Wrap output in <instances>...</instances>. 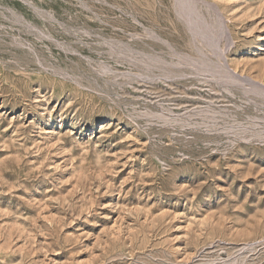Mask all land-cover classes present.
I'll list each match as a JSON object with an SVG mask.
<instances>
[{"label": "rangeland", "instance_id": "obj_1", "mask_svg": "<svg viewBox=\"0 0 264 264\" xmlns=\"http://www.w3.org/2000/svg\"><path fill=\"white\" fill-rule=\"evenodd\" d=\"M178 1L0 0V264H264V0Z\"/></svg>", "mask_w": 264, "mask_h": 264}, {"label": "bare ground", "instance_id": "obj_2", "mask_svg": "<svg viewBox=\"0 0 264 264\" xmlns=\"http://www.w3.org/2000/svg\"><path fill=\"white\" fill-rule=\"evenodd\" d=\"M180 1V0H179ZM178 1V2H179ZM194 3H197V0H186V1H184V2H181V4L179 5V7L181 8V9H185L186 11L187 10H189V8L192 6V5H194ZM209 6H210V8H212L211 10H213L214 11V14H215V16H213L212 18L211 17H209V19L207 20V19H203V17H202V19H199V17L200 16H198V19L197 20H194L193 19V17L195 16H190V14L189 13H187V15L185 16V18L186 19H188L189 21H190V26L191 27H193V30H194V32L198 35V36H200V35H202L203 34V32L206 30V29H209V28H207V26L208 25H206L205 23L207 22L208 24L209 23H213V22H217V21H219V20H221V15L218 13V9L216 10V6H214V5H212V4H208ZM193 7V6H192ZM209 8V9H210ZM184 11V10H183ZM190 13H191V11H190ZM192 14V13H191ZM200 15V14H199ZM202 15V14H201ZM196 18H197V15H196ZM200 22H204V24H205V26L206 27H203V28H200V29H198V28H196V24L197 23H199L200 24ZM210 25V24H209ZM212 26V25H211ZM221 30V32L223 33V29L221 28L220 29ZM220 30H219V33H220ZM208 32V31H207ZM215 34H217L218 35V33L216 32ZM214 34V35H215ZM211 36V35H210ZM214 38L211 40V41H209V43L208 44H215V43H217V37L215 38V36H213ZM210 44V45H211ZM217 56L220 58V60L223 62V60H224V58H223V52L222 51H219L218 53H217ZM205 63V62H204ZM205 66H207V65H205ZM211 66V65H210ZM209 67V66H208ZM206 68V67H205ZM204 68V69H205ZM219 69H218V71H217V68L215 69V71H217V73L219 74L218 76H219V78H224L223 80H225V82H226V80H227V83L229 82V84H231V85H237V86H239L240 88H242V90H245V91H247V92H253L254 94L255 93H258V94H264V84H262V83H259V82H257L256 80H253V79H251V78H246V77H244V76H241V75H238V74H236L233 70H231L226 64H224V65H222V66H219L218 67ZM207 69H209V68H207ZM202 70V69H201ZM208 71V70H207ZM205 72V71H204ZM208 72H211V71H208ZM202 72H200V74H201ZM217 73H215V74H217ZM205 74V73H204ZM215 76H217V75H215ZM219 80V79H218ZM257 95V94H256ZM205 110V109H204ZM203 110V111H204ZM212 110V109H211ZM201 111V110H200ZM209 111V110H208ZM213 112H215V111H213ZM202 113V112H201ZM203 114V116H204V119H206L207 120V118H210V117H212V113L211 114H209V112H207V113H202ZM218 114V113H217ZM216 116V115H215ZM204 119H202V120H204ZM171 119H167L166 118V121H168V122H172V121H170ZM253 120V119H252ZM176 121V120H175ZM180 123H182V125L183 124H185L184 122H186V120H184V119H182V120H180L179 121ZM203 122V121H202ZM179 123V124H180ZM203 124H204V122H203ZM244 128V127H243ZM240 129H242V128H240ZM255 129V128H254ZM246 130H248V132H249V129H246ZM243 131H245V129H243ZM239 132V131H238ZM253 132V131H252ZM242 132H240V134H241ZM256 133V132H255ZM254 133V134H255ZM250 135V134H249ZM248 135V136H249ZM260 136V135H259ZM252 246H248V247H244L243 249L244 250H251L252 248H251ZM242 249V250H243ZM253 250V249H252ZM236 257V256H235ZM223 261V260H222ZM244 263V262H243ZM233 264V263H232Z\"/></svg>", "mask_w": 264, "mask_h": 264}]
</instances>
